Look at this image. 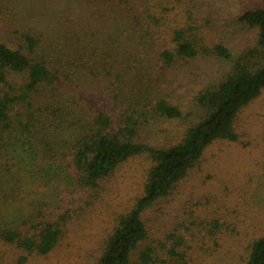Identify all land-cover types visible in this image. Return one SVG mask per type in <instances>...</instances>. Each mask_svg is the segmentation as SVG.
<instances>
[{
  "label": "rangeland",
  "instance_id": "1",
  "mask_svg": "<svg viewBox=\"0 0 264 264\" xmlns=\"http://www.w3.org/2000/svg\"><path fill=\"white\" fill-rule=\"evenodd\" d=\"M194 1L198 25L210 44L224 43L236 57L254 43L255 32L236 17L264 6V0ZM111 9L102 0H0V40L17 46L23 44L21 34L33 32L40 38L36 54L73 75L74 82L41 89L39 104L65 107L74 100L93 106L114 94L129 104L160 92L184 117L153 120L143 138L155 146L176 142L197 121L198 113H191L196 93L219 83L232 63L216 56L177 60L165 76L95 63L114 41L108 30L117 27ZM117 39L123 40L121 35ZM165 46L160 43L157 51ZM234 129L237 141L213 142L186 177L143 212L147 244L164 251L177 247L187 264H245L251 243L264 236V89L240 110ZM152 165L145 155L131 158L96 191L67 183H33L22 178L32 173L21 170L24 187L0 209V221H21L42 200L55 216L71 209L60 243L47 255L29 256L24 264H96L117 218L143 195ZM22 255L0 241V264H19Z\"/></svg>",
  "mask_w": 264,
  "mask_h": 264
},
{
  "label": "trees",
  "instance_id": "2",
  "mask_svg": "<svg viewBox=\"0 0 264 264\" xmlns=\"http://www.w3.org/2000/svg\"><path fill=\"white\" fill-rule=\"evenodd\" d=\"M102 1L111 5L117 27L108 28L114 41L95 63L165 76L177 60L216 56L231 61V69L219 83L196 93L191 113H198L197 121L181 139L155 146L143 138L151 122L184 117L160 92L129 104L114 94L93 106L73 100L65 107H45L36 101L41 89L74 82L73 75L36 54L40 38L33 32L21 34L23 44L17 46L0 40V209L24 187L22 171L32 173L22 178L33 183L96 191L124 162L145 155L153 165L143 195L117 218L96 264H187L177 247L164 251L147 244L142 214L186 177L213 142L238 140V113L264 89V6L237 15L240 24L255 32V41L233 57L224 43L208 42L194 0ZM120 35L123 40L117 39ZM160 43L168 46L157 51ZM46 207L42 200L29 217L0 221V241L24 254L19 264L31 255H47L65 234L71 209L55 216ZM245 264H264V236L251 243Z\"/></svg>",
  "mask_w": 264,
  "mask_h": 264
}]
</instances>
